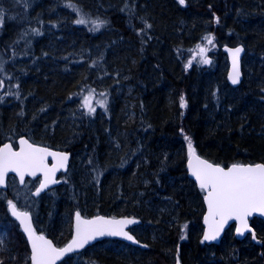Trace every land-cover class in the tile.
<instances>
[{"label": "trees", "instance_id": "trees-1", "mask_svg": "<svg viewBox=\"0 0 264 264\" xmlns=\"http://www.w3.org/2000/svg\"><path fill=\"white\" fill-rule=\"evenodd\" d=\"M132 1L0 0L2 31L12 24L23 30L0 45V65L11 63L14 53L33 41L32 56L48 58L41 61L40 71L26 68L27 79L16 75L3 80L6 90L23 96L17 104L21 109L0 106V134L10 133L9 139L27 134L35 142L79 153L86 161L79 180L70 173L67 183L46 193L56 200L35 206L32 199L21 207L32 212L37 229L54 236L57 244L71 237L72 225L64 216H73L76 209L86 216L132 215L142 220L131 231L148 248L106 239L61 264H170L178 250L183 264H264V221L259 218L252 224L260 245L250 236L237 239L233 227L219 244L199 240L205 207L185 160V137L190 136L196 150L214 163H264V0H143V14L156 37L152 43L145 25L126 27L127 14L137 7ZM43 3L64 15L41 18ZM82 16L106 23L93 33L88 30L94 29L91 22L75 23ZM209 35L215 43L210 63L189 66L191 51ZM21 36L26 46L14 41ZM48 42L54 47H46ZM240 43L245 46L244 79L231 87L222 47ZM57 50L69 53L74 62H50V53ZM89 59L93 63L86 77ZM87 86L108 100L90 117L80 108L78 124V102L70 97ZM25 111L21 128L16 114ZM0 197L5 206L7 194L0 191ZM2 204L0 227L9 233L11 223L19 230L8 212L1 211ZM52 224L57 226L55 235ZM64 233L67 238H62ZM6 242L11 244L6 263L24 264L17 260L21 252L16 242Z\"/></svg>", "mask_w": 264, "mask_h": 264}, {"label": "snow or ice", "instance_id": "snow-or-ice-1", "mask_svg": "<svg viewBox=\"0 0 264 264\" xmlns=\"http://www.w3.org/2000/svg\"><path fill=\"white\" fill-rule=\"evenodd\" d=\"M184 4L185 0H179ZM76 11L75 5H70ZM217 22H219V19ZM4 22V12L0 9V24ZM77 24H87L83 16L75 21ZM94 25L93 30H98L106 21H91ZM151 27V25H147ZM209 45L213 43L214 37L209 35L204 38ZM232 55L233 72L231 74L232 83H238L240 78L239 72V56L243 51L242 48L229 49ZM207 48L199 47L202 63H210L206 55ZM191 61H189V66ZM182 106L186 103L181 98ZM84 107H87L89 113H93L95 108L92 107L91 98L84 99ZM188 150L191 159L189 167L192 175L199 182V187L206 191L205 199L208 205V215L205 222L208 224V231L204 234V241L216 240L224 225L230 219L240 221L241 227L237 229L238 233H243L248 229L247 217L252 212H264V164L240 165L233 164L225 169L219 165H214L206 160H201L195 155L191 139L187 136ZM20 150L14 151L11 144H5L0 147V185L6 183V177L9 171L18 173L21 183H24L25 175L35 177L37 173H43V181L36 189L35 195H39L41 191L46 189L50 184H55V173L60 168L66 166L68 155L65 153L51 152L47 148H42L29 143L26 139H20ZM52 156L56 159V163L50 168L47 163V157ZM11 211V215L19 220L22 229L31 241V260L33 264H56L64 254L82 249L89 242L102 236H120L129 241H135V237L131 235L126 228L128 225L137 223L135 219H107L97 216L90 220H85L77 212L75 235L71 242L63 248H56L51 240L46 239L43 235H37L33 228L31 215L28 212H22L12 201L7 202ZM186 227V225L184 226ZM253 238H255L253 234ZM0 264H3L0 261Z\"/></svg>", "mask_w": 264, "mask_h": 264}, {"label": "bare ground", "instance_id": "bare-ground-1", "mask_svg": "<svg viewBox=\"0 0 264 264\" xmlns=\"http://www.w3.org/2000/svg\"><path fill=\"white\" fill-rule=\"evenodd\" d=\"M178 2H179V0H178ZM132 3H134L137 7H135L129 14H127L125 22H126V24L128 22V24H127L126 27L132 29V27H134V24H136V23L143 24L146 27H147V25H151L152 22L150 21V19L143 14V12H144V1L143 0H133ZM39 10H40L39 15L43 19H47V18L51 19V16H52L53 18H55L57 20L61 16L64 15V12L62 13L60 8L57 7V9H54L52 4L49 5L48 3H43V5H41V8H39ZM101 13H102V11L99 9L98 13H96V14L99 17V16H101ZM86 20L91 22V18H86ZM4 25H5V15H4L3 24H0V45L5 43V42L6 43L11 42L12 36L14 37L15 34L22 33V31H23L22 27L14 26V24L10 25V27L8 26V28L6 27L7 29L2 31V29L4 28ZM147 28L149 29L148 31L150 32L151 28L150 27H147ZM88 30L93 32V33H98V31H99V29L98 30H93V28L92 29H88ZM87 38L89 40H91L90 37H87ZM155 39H156V37H154L153 33L150 32L149 33V43H152L153 40L155 41ZM17 40L19 41V43L21 42L25 46H26V44H28L27 41L23 38V36H21L20 38L15 39L14 41H17ZM35 45H36L35 41H33L29 46H26V47H22L20 45L23 49H22V51H17V53L16 52L14 53L15 57L12 60V62L7 64V65H4V66H2V64L0 65V106L1 107H4V106L5 107H9V108L10 107H15V106H17L18 103H20V101L22 99V96H23L22 95L23 92H20L21 94H19V93H13V92H11V90H6V88H4V86L6 85L7 88H9V87H8V84H6L3 80H5L7 82L8 81L7 78H9V79L10 78H14L16 75L20 79H23V78L27 79L28 76H29L28 74L30 73V71L29 70L25 71L26 68L29 67V69H31L33 72H34V70H37V69H38V71H40L39 69L44 65V64L41 63V61L44 62V60L48 59V58H44V60H42L43 58L40 59L41 57L38 58V59H35V57L32 56V53H31L32 47H34ZM237 45L244 46L241 43L240 44H236V45H230V46H237ZM46 47L51 49L52 47H54V45H52L50 42H48V46H46ZM46 47H44V48H46ZM44 48L42 49V51L44 50ZM244 48H245V46H244ZM61 52L62 51H59V50L51 52L50 53V57H49V61L51 60L50 62H62V64H66L65 62H71L72 61V60H69V58H71L69 53H61ZM100 53L104 54V50L103 51L100 50ZM224 54H226V53L224 52ZM226 59H227V64H228L226 72L228 74V72H229V57L227 55H226ZM72 62H74V61H72ZM12 63H16V64H12ZM92 63H93V60L89 59V62L86 63V65H85L84 73H85L86 77L89 75V72L91 71ZM3 76H6V77L3 78ZM1 78H3V79H1ZM227 82H228V79H227ZM241 83H239L238 85H232V84H230L228 82V84L231 87H238V86L241 85ZM11 87L13 88V86H11ZM225 91H226V94L228 93V91L231 92V90H229V88L225 89ZM78 95H79V98H80V103L78 101V99H79ZM89 95L92 96V97H99L98 107H101V104L106 105V102H107L106 100H108L107 99L108 98L107 95H105V94L103 95L102 93L94 91L92 86H87L86 89H84L81 93L78 92L77 94H74V95H72L70 97L72 99H76L77 102H78L77 106H78V111L80 113L79 116L81 118H77L76 122L77 121L81 122V119L83 118V114H82L81 109L82 110L85 109V108L87 109V107L83 106L84 102L82 101V98L83 97H88ZM79 104H80V106H79ZM18 109H21V107L20 108L18 107ZM16 115L20 118V119H18L19 123H17V125L20 126L21 128H23L24 127V121L23 120H25L24 118L26 116V111H25L24 115H19L18 113ZM92 115H93V113L86 114V116H89V117L92 116ZM40 133L41 132L39 131L38 134L40 135ZM10 135H11L10 133H8V135L7 134H0V139H4V140H2L0 142V147L3 144L8 143V142L12 143L14 146H17L18 138L25 137V138L29 139L30 141H32L35 144L43 145V146L49 147V148L54 149V150H59V151L65 153V154L70 155L69 156V160H68L69 161L68 169L66 171H60L58 173V175H57V180H59L60 183L58 185L52 187V188H49L47 191H44V192H42L39 195H35L34 192L39 187V184L42 181L41 177H37V178L27 177V178H25L24 183H21L20 179L16 175L11 174V175L8 176V179H7V187L6 188L0 187V191L1 192H5L7 194L6 205L5 206H3L2 198L0 197V204H2V206H1L2 210L1 211H3V209H4L5 213L8 212V214L17 222V224L19 225V230H20L19 231L18 229H16V227L13 224H11V223H9V227H10L9 233H7L8 229H6V227H0V261H2L3 264L6 263L5 251L9 250V246L11 245V244H7L8 242H6V241L8 240L11 243L12 242H16V248L21 252V255H20V253H18L17 260L21 261V258H22L24 264H28V262H29V264H33L32 260H31V255H32L31 244L29 243L28 236H27L26 233H24V231H23L21 225L18 223V221L11 215V211H10V208H9V205H8L7 202L8 201H12L13 203L16 204L18 209L26 210V209L22 208L21 206H23V204L26 205V204L30 203V200H32V199H34L36 201V202H34L35 206H44V204L47 203L50 199L53 200V201L56 200L57 198L55 196L48 197V196H46V193H49L50 191H52V190H54L56 188H59V187L63 186L65 183H67L69 181V179H70V173H72V176H73L74 179L76 178V179L79 180V174H80L81 171H84L82 168L85 166L86 161H85V158L82 157L79 153L78 154L75 153V152L73 153L71 150H69L67 148H65V149L55 148V147H52V146H49V145H45V144H41L39 142H35L27 134L19 135L15 139H9ZM187 137L191 139L190 136H187ZM186 142H187V148H188V140H186ZM191 142H192L193 148L195 149V154L196 155L197 154L201 155L196 150L192 139H191ZM201 156L204 157L203 155H201ZM190 158L191 157L189 155V150H188L187 155H186V159H185L186 160L187 175H188V177L191 180L194 181L196 186L202 191V196H203L202 202H203V206H205V200H204L205 199V197H204L205 193H204V190H202L199 187V185L197 184V182L189 175L188 161H189ZM135 162L138 163V157L135 158ZM48 164L49 165H53L54 161L50 159L48 161ZM233 164H241V163H233ZM233 164H230V165H233ZM230 165H228V166H230ZM26 211H28V210H26ZM76 212H79V210L76 209L74 211V213H73V216H71L70 214H66L64 216V217L67 218V220H70V223L72 225V233H73V221H74V216H75ZM204 213H205V211H204ZM204 213L202 214L203 216L201 215L202 219L204 217ZM83 216L88 218V217H93V216H96V215H93V216L83 215ZM124 216H129V217H133V218H136V219L140 220V223L134 225L133 227H135L137 225H140L142 223V220L140 218L136 217V216H132V215H124ZM5 222L7 223V221H5ZM42 228H44V227H42ZM35 230H36V233L38 235L43 234L44 237H46L47 239L52 241L53 245H55V246L57 245L59 247H63L71 239V237L69 235L70 238H68L64 243L57 244L56 241H55L54 236L52 237V236H49L48 234H46L44 232H41V229L40 228L37 229L36 225H35ZM56 230H57L56 224H52L51 231H53L54 235L56 234ZM233 230H234V228H233ZM184 231H185V227L182 226L181 233H183ZM203 231H204V228H203ZM132 233L134 234V232H132ZM203 233L204 232H202V235H199V237H198L199 240H201V242L203 244H209L207 241L203 240V237H204ZM179 234H180V231H179ZM6 235H8V236L6 237ZM234 235H235V233H234ZM71 236H72V234H71ZM134 236L136 237L135 234H134ZM256 236H257V232H256ZM62 238H67L66 233H64V235L62 234ZM106 239H115V238H105L103 240H106ZM103 240H101V241H103ZM251 240L255 244H258V245H260L261 242H262L259 239L258 236H257L258 242H255L253 240V238H251ZM25 241L27 242L26 243L27 244V248L25 246L23 248H21V243L24 244ZM138 241H139V243L143 244L144 247L138 246V245H134V246H137V247H140V248H148V246H149L148 244L140 241L139 239H138ZM17 242L20 244V246L18 245ZM4 243H6V244L3 245ZM178 261H180L182 263L180 250L177 251L176 256L174 258V261L172 263H170V264H177ZM61 263H59V264H61Z\"/></svg>", "mask_w": 264, "mask_h": 264}, {"label": "water", "instance_id": "water-1", "mask_svg": "<svg viewBox=\"0 0 264 264\" xmlns=\"http://www.w3.org/2000/svg\"><path fill=\"white\" fill-rule=\"evenodd\" d=\"M237 47H240V48H242L243 49V51L240 53V56H239V72H240V78H239V82L238 83H235V84H233L232 83V80H231V74H232V72H233V61H232V55H231V52L229 51V49H235V48H237ZM223 51L226 53V55L229 57V72H228V74H227V79H228V82L230 83V84H232V85H238L239 83H241L242 81H243V79H244V74H243V64H242V60H243V56H244V54H245V48H244V46H242V45H237V46H230V45H225V46H223ZM20 139H26V140H28L29 141V143H31V144H33V145H36V146H39V147H42V148H47L49 151H51V152H58V153H63V152H61V151H59V150H54V149H51V148H49V147H46V146H43V145H39V144H35V143H33L32 141H30L29 139H27V138H25V137H20V138H18V140H17V146H14L12 143H10V142H8V143H5V144H11L12 145V148H13V150L14 151H19L20 150V144H19V141H20ZM5 144H3L1 147H3ZM68 155V154H67ZM196 155V154H195ZM69 156L70 155H68V160H69ZM197 157H199L201 160H206V161H208L209 163H211V164H214V165H219V166H221V167H223V168H225V169H227V168H229L230 166H222V165H220V164H216V163H214V162H212V161H210V160H208L207 158H205V157H202L201 155H196ZM53 160L54 161V164L56 163V159L54 158V157H52V156H49V157H47V160H46V163H47V165L51 168L53 165H49L48 164V161L49 160ZM191 159V158H190ZM189 159V160H190ZM67 160V163H66V166L64 167V168H60L59 170H57L56 171V173H55V180L56 181H58L57 183H55V184H50L46 189H44L43 191H41L40 192V194L42 193V192H44V191H47L49 188H52V187H54V186H56V185H58L59 183H60V181L59 180H57V175H58V173L60 172V171H66L67 169H68V166H69V161ZM257 164H264L263 162H260V163H254V164H240V165H245V166H247V165H253V166H255V165H257ZM188 171H189V175L197 182V184L199 185V182L196 180V178L192 175V172H191V169H190V167H189V161H188ZM11 174H14V175H16L18 178H19V175H18V173H15V172H12V171H9L8 172V174H7V177H6V183L4 184V185H0V187H2V188H6L7 187V179H8V176L9 175H11ZM27 177H30V178H37V177H41V179H42V181H43V173H37V175L35 176V177H33V176H31V175H25V178H27ZM25 178H24V180H25ZM41 181V182H42ZM36 192V191H35ZM35 192H34V194H35ZM205 196H206V191H205ZM204 196V197H205ZM205 200V213H204V217H203V224H204V233H203V235L208 231V224L205 222V217L208 215V205H207V201H206V199H204ZM18 209V208H17ZM19 211H22V212H28L30 215H31V220H32V225H33V228L35 229V225H34V221H33V217H32V214L29 212V211H26V210H20V209H18ZM77 213V212H76ZM80 213V212H79ZM80 215H81V217L83 218V219H85V220H90V219H93V218H95V217H97V216H102V217H105V218H107V219H112V218H115V219H117V220H119V219H123V218H129V219H135L136 221H137V223H135V224H132V225H128L127 226V228H126V231H128L131 235H133L134 236V234L132 233V232H130L129 231V229L131 228V227H133L134 225H136V224H138V223H140V220L139 219H136V218H133V217H129V216H119V217H113V216H108V215H103V214H99V215H96V216H93V217H88V218H86V217H84L81 213H80ZM14 217V216H13ZM260 218V219H262V220H264V212H252L246 219H247V224H248V229L247 230H245L242 234L241 233H238L237 232V229L238 228H240L241 227V225H240V221L239 220H237V219H235V218H233V219H230V220H228L227 221V223L224 225V227H223V230L221 231V233H220V235H219V237L216 239V240H212V241H207L209 244H219L220 242H221V240H222V238H223V236H224V234L226 233V231L231 227V226H234V232H235V236H236V238L237 239H239V240H243V239H245L248 235H250L251 236V238H253V234H254V236H255V238H253V240L255 241V242H258V240H257V236H256V231H255V228H254V226H253V224H252V220L254 219V218ZM15 219H16V217H14ZM17 220V219H16ZM18 221V223L20 224V222H19V220H17ZM75 224H76V216H74V221H73V233H72V236H71V239H70V241L67 243V244H69L70 242H71V240L73 239V237H74V235H75ZM21 225V224H20ZM22 227V226H21ZM25 233V232H24ZM27 234V233H26ZM37 234V233H36ZM38 235V234H37ZM41 235H43V234H41ZM44 236V235H43ZM135 237V236H134ZM46 238V237H45ZM105 238H115V239H120V240H123V241H125V242H128V243H130V244H132V245H138V246H142V247H144L143 246V244H141V243H136V242H134V241H129V240H127L126 238H124V237H120V236H102V237H97L95 240H93V241H91V242H89V244H87V245H85V247L84 248H82V249H77V250H75V251H73V252H70V253H66V254H64L62 257H60V259H58L57 261H56V264H59V263H61V262H63L67 257H69L70 255H72V254H76V253H79V252H82L84 249H86L87 247H89V246H91V245H93V244H95V243H97V242H99V241H101V240H103V239H105ZM47 239V238H46ZM28 240H29V238H28ZM49 240V239H48ZM135 241H138V239L135 237ZM139 242V241H138ZM29 243L31 244V241L29 240ZM66 244V245H67ZM66 245H64L63 247H65ZM55 246V245H54ZM56 248H63V247H59V246H55ZM32 263H33V261H32ZM177 264H182L180 261H178V263Z\"/></svg>", "mask_w": 264, "mask_h": 264}, {"label": "rangeland", "instance_id": "rangeland-1", "mask_svg": "<svg viewBox=\"0 0 264 264\" xmlns=\"http://www.w3.org/2000/svg\"><path fill=\"white\" fill-rule=\"evenodd\" d=\"M199 47H205L207 48V52H206V55H207V58L209 59V54L215 50V43H214V40H213V43L211 45H209L207 43L206 40L202 41L201 43H199L192 51H191V55H192V58L189 59V61H191V64L193 63H197V64H205V63H202L201 62V55L199 54ZM208 64V63H207ZM90 96V95H89ZM88 96V97H89ZM86 98V97H85ZM84 97L82 98V101L84 102ZM91 98V104H92V107L95 108V110L97 109L98 107V100H99V97H92L90 96ZM103 105V104H101Z\"/></svg>", "mask_w": 264, "mask_h": 264}]
</instances>
